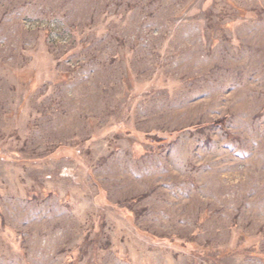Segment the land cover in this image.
<instances>
[{
  "label": "rangeland",
  "instance_id": "1",
  "mask_svg": "<svg viewBox=\"0 0 264 264\" xmlns=\"http://www.w3.org/2000/svg\"><path fill=\"white\" fill-rule=\"evenodd\" d=\"M0 264H264V0H0Z\"/></svg>",
  "mask_w": 264,
  "mask_h": 264
}]
</instances>
